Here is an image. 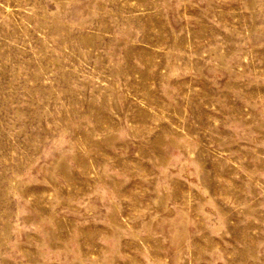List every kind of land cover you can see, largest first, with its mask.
<instances>
[{
  "label": "rangeland",
  "instance_id": "rangeland-1",
  "mask_svg": "<svg viewBox=\"0 0 264 264\" xmlns=\"http://www.w3.org/2000/svg\"><path fill=\"white\" fill-rule=\"evenodd\" d=\"M0 264H264V0H0Z\"/></svg>",
  "mask_w": 264,
  "mask_h": 264
}]
</instances>
